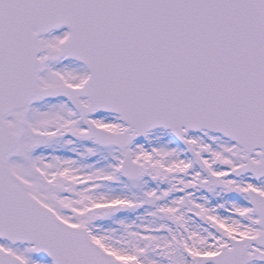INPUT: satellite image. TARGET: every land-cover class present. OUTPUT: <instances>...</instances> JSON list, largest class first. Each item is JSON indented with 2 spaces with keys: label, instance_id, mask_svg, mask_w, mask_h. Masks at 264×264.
Here are the masks:
<instances>
[{
  "label": "snow or ice",
  "instance_id": "obj_1",
  "mask_svg": "<svg viewBox=\"0 0 264 264\" xmlns=\"http://www.w3.org/2000/svg\"><path fill=\"white\" fill-rule=\"evenodd\" d=\"M0 264H264V0H0Z\"/></svg>",
  "mask_w": 264,
  "mask_h": 264
}]
</instances>
